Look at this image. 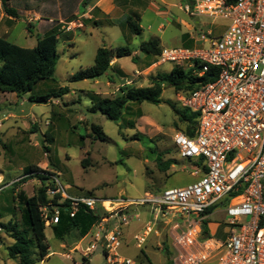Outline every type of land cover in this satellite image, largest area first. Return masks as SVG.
<instances>
[{"label":"rangeland","instance_id":"374dc122","mask_svg":"<svg viewBox=\"0 0 264 264\" xmlns=\"http://www.w3.org/2000/svg\"><path fill=\"white\" fill-rule=\"evenodd\" d=\"M167 1L170 6L166 8L185 23L175 21L171 15L167 19L164 12L156 15L149 9L139 22L141 33L131 35V40L114 29L92 26L84 29L86 21L83 19L80 21L83 27L67 30L68 26L64 25L63 33L59 35L60 57L53 79L39 82L32 91L21 97L0 92V264H20L19 259L9 257L8 247L14 244V240L1 226L11 223L22 228L24 205L20 196L22 194L23 198L29 199L37 195L42 183L39 176L48 179L45 182L59 178L72 196H90L103 201L97 203L95 210L101 217L97 227L102 222L106 225L118 221L115 215L122 210L114 204L107 208L103 204L106 201L115 203L121 198L136 200L146 193L157 194L164 189L182 188L196 182L192 171L183 169V164L189 163L179 155L172 141L178 131L185 129V125L179 122L176 108L180 111L185 109L178 101L174 88L164 86L159 105L128 103L120 122H114L100 112H91V93L113 99L123 90L149 87L159 74L171 73L175 64H159L158 57L146 55L140 50L141 43L161 38V49L184 48L194 44L193 37L200 39L204 36L202 44L193 47L208 48L210 39L218 40L230 25L226 19L190 18L174 7L181 0ZM22 26L17 29V35L24 28ZM209 31L212 32L211 36ZM106 42L112 48L138 49L140 58L133 62L139 65L138 73L131 71L134 64L125 58L121 64L129 75L124 79L103 76L98 80L71 82L74 74L94 65L97 49ZM17 45L33 47L25 42L24 37H19ZM63 89L68 91L61 94ZM47 94L60 97H53L48 103L30 100L31 97ZM94 126L107 136V141L96 139L92 130ZM160 160L161 163L174 161V164L169 170L161 171L158 165ZM30 168L32 173L27 175L25 171ZM130 208L125 211L129 215ZM161 220L162 217L159 222ZM159 222L156 221L162 232L164 253L158 251L157 257L151 256V261L154 264H169L167 247L170 260L175 264L178 254L174 244L175 234H171L167 224L161 221L160 225ZM209 223H212L211 236L224 241L226 214L217 212ZM46 228L51 256L35 264L87 262L82 260L80 252L61 248L62 241L55 237L53 228ZM125 228H122L123 233ZM75 232L78 231L74 230L64 241L73 240ZM129 256L134 264H149L138 251ZM91 264L107 262L101 254H97L92 256ZM204 264H214V261Z\"/></svg>","mask_w":264,"mask_h":264},{"label":"built area","instance_id":"2783aa9c","mask_svg":"<svg viewBox=\"0 0 264 264\" xmlns=\"http://www.w3.org/2000/svg\"><path fill=\"white\" fill-rule=\"evenodd\" d=\"M179 7L190 18L230 22L218 40L210 39L208 48H162L158 57L159 64L173 63L192 71L194 78L215 73L209 81L200 80L195 90L176 94L185 110L197 114L193 137L178 131L172 138L189 163L183 169L197 180L111 203L122 209L115 215L119 225L108 229L100 223L86 253L102 248L107 264H131L120 255L122 228L133 219L125 211L147 207L154 221L135 236L140 248L162 217L175 234V264H264V0H182ZM81 19L64 25L67 30L83 27ZM199 38L193 40L202 44L205 37ZM42 183L49 201L40 207L46 226L59 224L65 203L74 216L81 206L95 211L103 202L70 195L59 178ZM221 210L226 214L225 240H215L211 233L205 237L204 222Z\"/></svg>","mask_w":264,"mask_h":264},{"label":"trees","instance_id":"16d2710c","mask_svg":"<svg viewBox=\"0 0 264 264\" xmlns=\"http://www.w3.org/2000/svg\"><path fill=\"white\" fill-rule=\"evenodd\" d=\"M8 1L10 0H2L5 8L8 6ZM8 13L12 14L10 11ZM73 20L68 21V23ZM127 23L133 35L141 33L142 29L137 20L129 19ZM59 35L58 30L53 29L39 39L33 48L21 47L0 37V92L12 93L21 97L32 91L39 82L53 79L60 57L58 51ZM160 46V39L153 38L141 43L140 50L146 55L159 57L162 51ZM128 57H131L133 62L137 59V56L128 48H110L105 44L98 49L94 65L81 69L74 74L71 77V82L98 80L108 74L115 59ZM211 75H215L213 70L208 72L205 78L198 79L192 76V71L175 66L170 74H159L152 80L151 86L123 90L121 95L113 99L103 98L100 94L91 93L90 98L93 104L91 112H100L108 119L120 122L128 103L141 104L147 102L159 105L162 102L161 97L165 85L174 88L176 93H188L199 86L200 80L209 81ZM67 91V89H63L60 93L65 94ZM53 97H60V95L47 94L36 98L31 97L30 100L32 102L48 103ZM176 113L179 122L185 125L184 131L181 132L193 137L197 124V114L188 110L180 111L177 108ZM92 130L97 140L102 142L108 140L107 136L98 127L94 126ZM173 164L174 161L161 163L160 160L158 165L161 171H167ZM25 172L27 175L31 174L32 168ZM39 179L42 181L47 180L42 176H39ZM42 184L37 190V195L33 198H23L22 194L20 196V200L24 205L22 228L19 229L17 225L11 223L1 226V229L9 233L14 240V244L8 247L9 257L19 259L20 264L43 262L50 254V245L46 236V223L40 210V207L47 205L49 201L45 184ZM62 208L60 222L53 228L55 236L59 239H63L73 230H77L80 237L83 238L101 220L96 211L85 206L79 207L74 216H71L68 203L62 205ZM203 232L205 237L210 236L209 221L204 222ZM166 250L168 262L172 264L171 254L168 252L167 247Z\"/></svg>","mask_w":264,"mask_h":264},{"label":"crops","instance_id":"0c3cea01","mask_svg":"<svg viewBox=\"0 0 264 264\" xmlns=\"http://www.w3.org/2000/svg\"><path fill=\"white\" fill-rule=\"evenodd\" d=\"M157 1L161 2L158 3ZM10 0L8 1V6L5 8L0 0V37L17 45V40L19 37H24L25 42L33 47L36 46L37 41L41 39L45 34L53 29H57L59 34L62 29L65 28L64 24L68 23L73 19H78L80 17L86 21V26H92L95 28H104V29H114L118 31L119 35L127 38L128 40L132 39L133 34L130 32L128 27V20L134 19L139 22L142 20V16L149 9L153 10L155 14L164 12V16L168 19V15L173 16L175 21L179 23H185L184 20L172 15V13L166 8L170 6L167 0ZM182 1V0H181ZM180 5V4H179ZM179 5L175 4L174 7H178L182 11ZM173 6V5H172ZM12 12V14L8 12ZM183 12V11H182ZM184 13V12H183ZM188 16V15H187ZM20 25L22 31L17 35V29ZM141 28V25H139ZM142 29V28H141ZM162 29V28H161ZM192 29V27H191ZM19 31V30H18ZM132 35V36H131ZM193 39V38H192ZM74 41V40H73ZM161 41V38H160ZM107 45L112 48L107 42L103 45ZM162 44V43H161ZM194 40L193 45L188 47H193L198 45ZM29 47V48H33ZM27 48V47H25ZM100 48V47H99ZM98 48V49H99ZM97 49V51H98ZM137 58H140V53L138 49L132 51ZM97 53V52H96ZM133 63L132 58L128 57ZM127 58V59H128ZM122 59H115L112 62V68L109 70L106 76L109 78H121L124 79L129 73L121 64ZM134 64V63H133ZM139 65L134 64L131 68V71L138 73ZM184 166V164H183ZM182 166V167H183ZM2 182L0 176V183ZM42 182V181H41ZM41 184L39 185V188ZM38 188V189H39ZM222 211V210H221ZM220 211L214 212L210 219ZM131 216H133L132 221L129 225L124 226V239L123 245L120 250V255L125 260H130L131 264L134 262L129 256L130 253L139 252L142 255V259L147 261L149 264H154L151 261V256L157 257V252L161 251L164 253V248L161 241V230L157 227V223L152 225V232L147 238L144 246L141 248L138 246L135 236L140 234L146 229L150 222L154 221L152 213L149 208L144 207H131L130 208ZM164 222V220H161ZM159 222L161 225L162 222ZM109 223V222H108ZM109 225V228L113 229L118 226V221L115 220L112 224ZM56 226V225H55ZM212 223H209V230L211 231ZM217 226V224H216ZM54 228V226H47ZM96 225L91 229V231L85 236L80 237L79 232H75L71 241H64L66 236H69L74 232V230L66 235L60 245L61 248L69 250V252H80L82 254V260L84 259L87 262L85 264H91L92 256L97 255L93 253L87 256L86 249L94 241V234L96 232ZM219 228V227H217ZM47 229V228H46ZM54 232V231H53ZM55 235V234H54ZM101 249L98 250V252ZM51 256V252L49 254ZM49 256L46 258L48 259ZM70 257V255H67ZM103 256V255H102ZM104 257V256H103ZM45 259V260H46ZM44 260V261H45ZM43 261V262H44ZM81 264V263H75Z\"/></svg>","mask_w":264,"mask_h":264},{"label":"bare ground","instance_id":"6f19581e","mask_svg":"<svg viewBox=\"0 0 264 264\" xmlns=\"http://www.w3.org/2000/svg\"><path fill=\"white\" fill-rule=\"evenodd\" d=\"M105 204V206L107 207V208H110L111 207V203L109 202V201H106V203H104Z\"/></svg>","mask_w":264,"mask_h":264},{"label":"water","instance_id":"95a60500","mask_svg":"<svg viewBox=\"0 0 264 264\" xmlns=\"http://www.w3.org/2000/svg\"><path fill=\"white\" fill-rule=\"evenodd\" d=\"M97 254L104 255V251L102 250V248H101V250L99 252H97Z\"/></svg>","mask_w":264,"mask_h":264}]
</instances>
